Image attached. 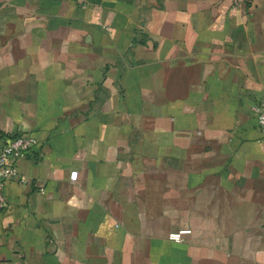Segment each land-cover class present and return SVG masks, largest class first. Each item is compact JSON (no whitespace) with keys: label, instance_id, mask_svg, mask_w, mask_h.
Returning a JSON list of instances; mask_svg holds the SVG:
<instances>
[{"label":"crops","instance_id":"0c3cea01","mask_svg":"<svg viewBox=\"0 0 264 264\" xmlns=\"http://www.w3.org/2000/svg\"><path fill=\"white\" fill-rule=\"evenodd\" d=\"M262 101L264 0H0L1 264H264Z\"/></svg>","mask_w":264,"mask_h":264},{"label":"built area","instance_id":"2783aa9c","mask_svg":"<svg viewBox=\"0 0 264 264\" xmlns=\"http://www.w3.org/2000/svg\"><path fill=\"white\" fill-rule=\"evenodd\" d=\"M250 110L258 128L264 135V102L254 104ZM37 146L38 141L34 137L21 135L20 133L11 135L8 141L0 146V212L5 208L3 194L5 183L18 176L16 163L26 158ZM76 176V172H71L70 180L75 181ZM20 180L22 181V179ZM189 234V230H181L170 233L168 239L175 243H181L184 236Z\"/></svg>","mask_w":264,"mask_h":264}]
</instances>
